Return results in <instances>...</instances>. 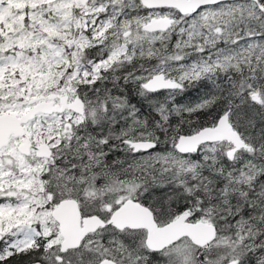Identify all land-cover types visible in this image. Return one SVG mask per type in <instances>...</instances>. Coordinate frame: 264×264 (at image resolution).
Wrapping results in <instances>:
<instances>
[{"label":"snow or ice","instance_id":"6c2138e0","mask_svg":"<svg viewBox=\"0 0 264 264\" xmlns=\"http://www.w3.org/2000/svg\"><path fill=\"white\" fill-rule=\"evenodd\" d=\"M0 264H264V0H0Z\"/></svg>","mask_w":264,"mask_h":264}]
</instances>
